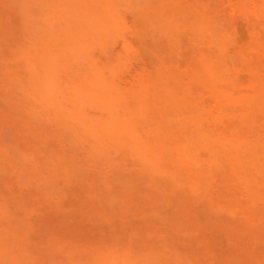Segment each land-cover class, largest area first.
<instances>
[{"label":"rangeland","instance_id":"rangeland-1","mask_svg":"<svg viewBox=\"0 0 264 264\" xmlns=\"http://www.w3.org/2000/svg\"><path fill=\"white\" fill-rule=\"evenodd\" d=\"M0 264H264V0H0Z\"/></svg>","mask_w":264,"mask_h":264},{"label":"bare ground","instance_id":"bare-ground-1","mask_svg":"<svg viewBox=\"0 0 264 264\" xmlns=\"http://www.w3.org/2000/svg\"><path fill=\"white\" fill-rule=\"evenodd\" d=\"M48 77V76H47ZM53 77V76H52ZM49 79V78H48ZM52 79V80H51ZM56 79V78H55ZM55 79L50 78V81H53L55 83ZM57 81V80H56ZM48 82V81H47ZM49 83V82H48ZM51 83V82H50ZM53 84V83H52Z\"/></svg>","mask_w":264,"mask_h":264}]
</instances>
